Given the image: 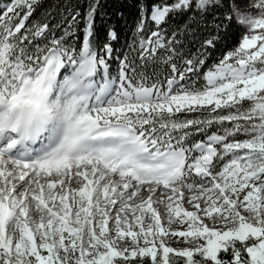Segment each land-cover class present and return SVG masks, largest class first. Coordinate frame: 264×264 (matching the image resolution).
<instances>
[{"label": "snow or ice", "instance_id": "6c2138e0", "mask_svg": "<svg viewBox=\"0 0 264 264\" xmlns=\"http://www.w3.org/2000/svg\"><path fill=\"white\" fill-rule=\"evenodd\" d=\"M39 2L0 4V264H264V0H141L115 75L100 0L59 36Z\"/></svg>", "mask_w": 264, "mask_h": 264}, {"label": "trees", "instance_id": "16d2710c", "mask_svg": "<svg viewBox=\"0 0 264 264\" xmlns=\"http://www.w3.org/2000/svg\"><path fill=\"white\" fill-rule=\"evenodd\" d=\"M3 0H0L2 4ZM91 0H40L36 6V10L31 21L36 22H49L50 27L60 24V28L55 29L57 36L62 34L63 26H65V20H70L71 15L69 10H79L81 13V21L83 13L86 10L88 3ZM155 0H143V3L150 5ZM141 0H100L99 10L96 16L95 22V40L96 43L102 47L103 44L109 43L108 30L113 29L117 34V39L110 41L113 48V58L110 61L111 73L115 75L119 68V61L117 57H123L126 52H130L129 45L134 40V33L139 20V5ZM186 16H177L174 20H170L169 32L182 25L186 21ZM210 20V18H209ZM83 27L81 22L80 28ZM155 26L149 22L146 26L144 35L150 34V31L154 30ZM193 29L192 34H187L181 37L182 39V52L185 57L195 54L200 49L203 40L214 34V29L211 27L208 21H196L191 23ZM243 29L237 26L235 23L228 26L226 31L220 33V39L216 43L214 49H208L210 55L207 57L206 66L213 64L217 59L226 51L235 47L241 36ZM77 35L82 40V32H78ZM72 39V38H70ZM39 42V41H37ZM180 63L181 61H177ZM205 69H202L203 72ZM194 139H203L202 136H196Z\"/></svg>", "mask_w": 264, "mask_h": 264}, {"label": "rangeland", "instance_id": "374dc122", "mask_svg": "<svg viewBox=\"0 0 264 264\" xmlns=\"http://www.w3.org/2000/svg\"><path fill=\"white\" fill-rule=\"evenodd\" d=\"M6 2H7V0H3L2 4L6 3Z\"/></svg>", "mask_w": 264, "mask_h": 264}]
</instances>
